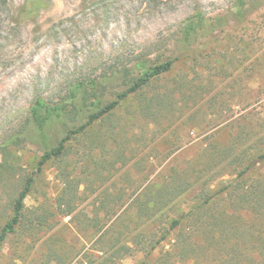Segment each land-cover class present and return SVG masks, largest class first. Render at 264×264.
<instances>
[{"label":"rangeland","instance_id":"obj_1","mask_svg":"<svg viewBox=\"0 0 264 264\" xmlns=\"http://www.w3.org/2000/svg\"><path fill=\"white\" fill-rule=\"evenodd\" d=\"M245 1L239 15L237 0H47L35 18L19 20L24 0H0V232L33 178L21 222L0 242V264H183L166 260L177 235L171 220L221 190L208 211L230 210L236 198L227 193L243 167L230 160H254L264 148V0ZM198 11L207 25L186 45L179 30ZM137 59L172 67L39 170L43 153L94 108L87 103L42 134L29 118L35 99L61 101L95 78L106 82L98 89L105 105L131 75L104 76ZM260 173L257 162L249 184ZM161 188L192 192L173 208L153 207ZM242 212L256 233L255 212ZM167 234L170 243L149 253L151 239ZM214 251L196 253L193 264H222Z\"/></svg>","mask_w":264,"mask_h":264},{"label":"trees","instance_id":"obj_2","mask_svg":"<svg viewBox=\"0 0 264 264\" xmlns=\"http://www.w3.org/2000/svg\"><path fill=\"white\" fill-rule=\"evenodd\" d=\"M46 1L24 0L18 13L19 20L35 18L46 7ZM236 6L239 15H244L246 1L237 0ZM206 23L207 19L205 15L201 11L196 12L194 16L183 22L179 30V41L186 45L192 44L197 39L198 34L203 32L205 25H207ZM212 23L218 25L222 23V18L218 17ZM171 67L172 61L170 60L150 64L147 60L137 59L133 67L125 66L123 69L117 67L111 68L110 74L104 76L106 79L115 76L127 77L131 75L129 78L131 84L125 91L117 93L116 98L105 105L100 103L98 89L103 82L105 84L106 82L105 80L99 81L95 78L80 81L72 85L67 97L61 101L51 102L45 97H37L30 105L29 118L42 134H45L48 126L55 121H60L65 114L77 113L84 105L87 106V103L94 108L89 113L85 123L77 128H68L66 135L58 144L43 153L38 169L41 170L43 165L50 159L61 157L65 151L67 141L75 135L84 132L87 127L117 107L121 100L148 85L152 79L167 72ZM132 69L137 71L135 76L131 74ZM261 144L264 145V138L261 140ZM243 157H236L230 160L231 163L238 165L243 162V167L236 175V183H233L227 193V196L230 195L231 198H236L235 202L231 199V211L227 209L228 206L215 216L208 211L211 207L215 206L213 205V201L225 193L222 190L217 194L206 195L203 199L199 198L196 204L189 206L190 208L187 212H181L179 216L171 220L170 231H177L176 238L173 240L174 242H169L172 239L170 234L158 238L154 243V238H152L149 253H153L162 242L165 244L168 241L171 244V250L167 251L168 257L166 260L170 259V257H175L183 264H193L192 260L196 253L199 254L200 252L201 254L199 255H205L206 251L215 248L216 257L220 259L222 264H245V262L246 264H264V173L259 174V178L255 184H249L248 182L255 164L257 162L264 164V148L254 160H250L249 158L244 160ZM32 181V177L26 180L24 187L16 198L14 215L2 227L0 242H4L7 236L13 233L21 222L25 199L31 191ZM238 190L240 191L239 195L237 194ZM163 191H166V195H164ZM201 191L203 190L201 189ZM191 192L192 189L161 188L157 193L158 201L153 204V207L158 206L160 201V204L163 206L173 208L180 202L182 196L188 195ZM244 209L255 212V217L259 219L256 233L251 232L253 224L248 223L251 218H247V214H243L242 210ZM203 214H209V217L204 220ZM186 222L187 229L189 230L187 233L180 231V228ZM200 235H204V242L202 243L199 241ZM123 246L129 248L127 245ZM164 264L170 263L164 262Z\"/></svg>","mask_w":264,"mask_h":264}]
</instances>
